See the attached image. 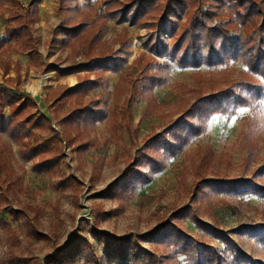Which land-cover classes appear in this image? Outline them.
I'll return each mask as SVG.
<instances>
[{"label": "rangeland", "instance_id": "rangeland-1", "mask_svg": "<svg viewBox=\"0 0 264 264\" xmlns=\"http://www.w3.org/2000/svg\"><path fill=\"white\" fill-rule=\"evenodd\" d=\"M93 1L96 9H100L101 0ZM217 1L225 2L223 18L218 21H229L234 41L246 39L230 3L243 6L254 1L261 4L264 0H185L186 6L176 19L174 36L164 31L159 39L172 45L192 24L191 20L200 21L201 14H207ZM28 4L29 0H0V37H3L8 16L23 12L29 8ZM33 4L38 7L39 20L32 26V36L39 55L34 60L31 52L10 42V49L3 58L9 62L10 71L4 74L0 70V119H3L0 123V217L14 232L12 236L6 227L0 228V264H135L108 261L103 251L105 240L96 236L99 232L117 239L129 238L132 244L154 253L159 264H193L189 257L171 246L156 248L146 241L135 240L154 231L167 222L171 214L184 208L191 212L184 217L181 226L195 241L222 250L223 245L213 232L217 225L234 246L248 255L251 264H264V243L260 240L264 236V192L251 188L224 191L210 197L209 202L202 198L195 204L191 202L193 153L203 145L211 146L217 156H223L220 166L229 181L252 178L257 171L261 175L256 176L255 181L264 186V88L254 94L253 90L240 86L244 95L250 94L249 100L237 105L232 102L224 111L208 115L203 121L202 132L191 134L187 144L165 160L163 169L155 173L145 169L148 178L136 181L123 199L112 196L122 184L120 179L126 168L136 164V152L152 131L163 133L172 128L186 110L187 114H193L192 106L202 96L247 82L249 74L264 87V77L249 73L241 57L227 59L221 53L220 60L194 65L180 64L177 58L151 53L147 48V44H154L150 27L164 15L166 0H158L153 12L137 17L136 24L130 19L107 18L102 40L111 46L113 56L120 51V34L125 32L123 35H126L127 62L122 69L127 77L128 91L119 103L130 98L131 110L126 120L128 124L116 135L120 139L111 138L107 119L97 121L88 136L100 145L87 146L78 154V143H65L58 125L62 115L55 113L45 100L57 85L76 88L80 84L78 75H82V71L69 75L60 71L71 61L82 62L83 58L71 57L70 50L63 46L58 29L63 24L58 0L33 1ZM258 39L264 42V37L257 35L255 42ZM48 65H53L55 70L45 71ZM95 72H91L90 79ZM146 74L161 78L150 89L154 101L149 106L142 93ZM119 75V72L104 71L99 84L87 96L99 100L100 108L104 106L111 111ZM7 78L13 82H7ZM65 106L68 110L72 104L66 100ZM24 118L23 127L28 131V138L22 140L24 146H28L26 149L41 144L43 159L59 156V160L53 164L50 160L46 167H41L38 165L41 157L31 160L22 154L25 149L12 136L11 128ZM33 120L37 121L32 127ZM181 172L186 178L185 186L180 183ZM195 210L197 213L193 214ZM194 217L209 228L200 227ZM76 236L89 243L93 252L88 251L90 257L47 260L58 251H65ZM171 252L174 255L170 261ZM224 264L233 263L227 258Z\"/></svg>", "mask_w": 264, "mask_h": 264}, {"label": "trees", "instance_id": "trees-1", "mask_svg": "<svg viewBox=\"0 0 264 264\" xmlns=\"http://www.w3.org/2000/svg\"><path fill=\"white\" fill-rule=\"evenodd\" d=\"M33 1L39 3L41 0H29L28 9L23 12L12 13L7 18L3 37H0V70L4 74L10 71L9 62L3 59L6 51L10 49V46H8L10 42H14L22 50L31 52V58L34 60L39 55L35 47L36 40L32 36V26L39 20L38 7L33 4ZM157 1L101 0L100 9L97 10L93 0H58V13L63 17V24L58 28L61 30L63 46L70 50L71 57L81 56L83 58L82 62L71 61L60 72L64 75L79 71L83 73L78 75L80 84L76 88L61 84L57 85L50 90L45 102L49 107H53L55 113L62 115L58 120V125L62 130L65 143L67 145L78 143V154L87 146L100 145L96 139L88 136L97 121L107 119L108 130L112 134L111 138L116 141L120 139L116 135L123 125L128 124L126 120L131 110L132 102L130 98L119 103L120 98L128 91L127 86H125L127 77L122 69L124 63L127 62L126 35H123L125 32L120 34V51L113 56L111 46L105 40H102V36L107 30L105 27L106 19L111 17L120 21L130 19L136 24L137 17L149 14L151 13L150 11L154 10V7H157ZM224 4V1H217L216 4L207 10V14H201L202 19L200 21L191 20L192 24L181 33L179 40L173 41L172 45H167V43L159 39V36L163 35L164 31L174 36L176 19L181 14L186 3L185 0H166L165 9L162 12L164 15L150 27L152 29L151 33H153L150 38L153 41L152 44H154L149 46L147 44V48L153 54L177 58L176 60L180 64L213 63L222 58L221 53L226 55L227 59L241 57L247 64L249 73L264 77V42H260L259 39L258 42H255L257 35L264 37V23H262L264 21V1L261 4H257L254 1L250 4H243V6L230 3V9H234L237 22L247 35L246 39L239 38L237 41H234L230 36L229 21H218V19L223 18L222 8ZM135 13L137 14L135 15ZM260 19L262 20L261 22H259ZM203 51H205L204 54ZM33 62L32 64L34 65ZM34 66L39 67V64L36 62ZM53 68V65H48L45 71L55 70ZM15 69L18 70V67ZM107 70L120 73L113 93L114 109L111 111L104 106L100 108L99 100L88 97L89 91L99 84L101 73ZM93 71L97 72H95L94 78L90 79ZM143 79V82L145 81L146 83L143 85L142 93L146 99L147 106H149L154 101L150 89L161 78L158 75L146 74ZM246 79H248L247 82L230 85L217 92H212L209 96L200 97L192 106L194 113H196L195 115L194 113L187 114L186 110L183 116L174 122V126L167 128L163 133L152 131L151 136L136 152V164L129 165L124 176L120 179L122 184L117 187L118 194L116 191L112 196H116L118 200L123 199L127 190L136 181L148 178L144 172L145 169H148L149 173H155L163 169L165 160L175 156L187 144L191 134L198 135L202 132L203 121L208 115L224 111L232 102L237 105L242 101L249 100L250 94L244 95L242 88L253 90L254 94L260 93L261 89L264 88L252 75H247ZM6 81L13 82L11 78H7ZM129 88L133 91L131 86ZM66 100H69L70 104H72L68 110H66L65 106ZM16 111L14 110V112ZM119 120L121 121L120 124H118ZM33 121L30 124L32 127L37 120ZM0 123H3V119H0ZM4 123L5 125L8 124ZM25 123L26 118L11 128L12 136L19 142L20 147L25 149L22 154L27 158H31V160L41 157L38 163L41 167H46L50 160L52 164L59 160V156L43 159L41 144L26 149L28 146L23 144V140L28 138V131L23 127ZM57 142L59 143V140ZM58 149L59 147L57 146L55 150L57 151ZM193 155L194 161L191 171L193 180L192 204H195L201 198L205 202H209L211 201L208 200L210 197L213 195L216 197L219 192L224 191L232 192L251 188L264 192V186H259L255 181V177L261 175L257 171L252 178L229 181L222 173L220 166L223 163L220 158L223 156H217L211 146H199ZM179 175L180 183L183 185L186 181L185 175L182 172ZM189 211V208H184L177 213L174 212L170 215L167 222L157 226L154 231L138 236L135 239L136 242L146 241L156 248H169L171 246L173 250L180 251L189 257L193 264H224L227 258L233 264H251L248 261V255L234 246L231 240L219 230L217 225L214 227L213 232L223 245L222 250L204 242L195 241L181 226L185 221L184 217ZM196 213L197 211L195 210L193 214ZM193 219L203 229L209 228L207 224L198 221L197 217ZM1 227H6L8 234L13 236L14 232L10 230L7 223L0 217ZM96 236L105 240L106 244L103 251L108 261L159 264V261L156 262L154 253L136 243L132 244L128 240L129 238L117 239L102 232L97 233ZM260 238L261 242L264 243V236ZM13 244L15 245L14 242ZM66 247L65 251L60 250L53 255V258L51 257L47 260L51 262L59 259L67 261L68 259L90 257L88 251L93 254L89 243L82 241L77 236L72 238ZM14 248H17V246L15 245ZM172 255H174L173 252L169 254L170 261L172 260ZM147 259L149 260L147 261Z\"/></svg>", "mask_w": 264, "mask_h": 264}]
</instances>
